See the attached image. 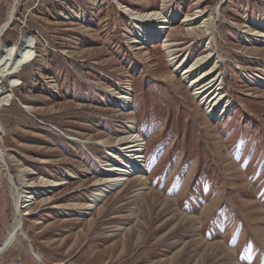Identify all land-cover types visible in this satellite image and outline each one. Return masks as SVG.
Listing matches in <instances>:
<instances>
[{
  "label": "rangeland",
  "instance_id": "374dc122",
  "mask_svg": "<svg viewBox=\"0 0 264 264\" xmlns=\"http://www.w3.org/2000/svg\"><path fill=\"white\" fill-rule=\"evenodd\" d=\"M14 8L0 37V58L15 45L23 62L0 79V247L18 215L28 238L0 264H264V0H0V27ZM152 11L166 29L147 43L135 18ZM198 59L190 76L221 83L223 116L182 74ZM125 90L128 110L112 104ZM137 135L140 172L101 192L112 151Z\"/></svg>",
  "mask_w": 264,
  "mask_h": 264
},
{
  "label": "bare ground",
  "instance_id": "6f19581e",
  "mask_svg": "<svg viewBox=\"0 0 264 264\" xmlns=\"http://www.w3.org/2000/svg\"><path fill=\"white\" fill-rule=\"evenodd\" d=\"M14 14H15V8L11 12L10 18L8 19V21L0 27V31L5 24L9 23L11 19H14ZM176 17H179V14H177ZM162 18H165V19H162ZM166 18L167 16H163V13L158 12V11L146 12V13L136 15V18H135L136 20L145 23V25L143 26L144 29L141 31L142 33L141 35L144 38V42L149 43V42L156 41L158 39L163 38L166 27L162 24L167 22ZM74 20H77L80 22H86L87 18L86 16L80 14V15H75ZM207 29H209L208 26H207ZM5 31L3 33H5ZM2 34H0V37ZM165 47H166V50H168L170 60L174 62V67H176V69L179 68L182 63L178 65V60L176 59L175 53L173 50L168 49L169 46L167 43H165ZM30 50L31 48L29 46H26L24 47V51L23 53L21 52V54L26 56ZM17 54H18V50L16 46L11 45L7 48L5 54L0 58V79L3 76L12 75L19 71L20 66H22L23 62L20 58L16 57ZM202 61H203L202 59H198L194 63L189 64L186 69H184L185 68L184 67L183 68L184 70H182L183 71L182 74L184 78L189 80V84L190 86H192V88L197 87L198 85L197 83L199 81L202 80L203 82L207 79L208 73L206 72H203L200 75H196L193 77L190 76L191 72L195 70L196 67L201 65ZM252 78L254 79L255 77H252ZM260 81H262L264 84V77H262ZM19 83H20L19 80L13 79L11 85H17ZM213 86H216L214 90H213ZM220 86H221V83H218L217 79L214 78V79L209 80V82H207L205 86L201 88L197 87L196 89H194L197 95H200V97L203 96L202 99L200 100L205 106H208L206 109L209 115L213 117L223 116L228 111V108H230V103L226 102L227 99L225 96V92ZM9 96H11V94L1 95L0 101L1 102L7 101V99H9ZM131 98L132 97L130 96L129 91L125 90V92L122 95L115 97V99H113L112 104L117 105L120 108H123L124 110H128L130 102H131ZM142 146H143L142 139L139 138L137 135L131 138L128 146H126L127 149H124L122 152L119 153V151L110 150L113 153L117 154V158L119 160L115 162V165L119 167V171L118 173H116L117 174L116 177L110 180L106 184L107 186L104 189H102L101 192L106 193L107 191H110L116 188L118 185L123 183V180H124L123 178H125V176L128 177L129 175L137 174L138 172H140V167L142 166L141 164L142 162L141 152H143ZM1 157L2 155L0 152V159L2 160ZM99 195L94 196L95 201L99 199L98 198ZM23 199H24V202L26 203L25 205H23L24 203ZM33 201H34V194H27V192L21 193V195L19 196L16 202L17 212L21 215L20 213L21 209L27 207ZM20 222L21 220L18 215L17 223L14 229H12V231L10 232L9 238L6 241H4V244L9 240H13V241L16 240L19 234V231L22 234V229H18ZM1 247L3 246L1 245Z\"/></svg>",
  "mask_w": 264,
  "mask_h": 264
},
{
  "label": "water",
  "instance_id": "95a60500",
  "mask_svg": "<svg viewBox=\"0 0 264 264\" xmlns=\"http://www.w3.org/2000/svg\"><path fill=\"white\" fill-rule=\"evenodd\" d=\"M14 21V19H11V21L9 22V23H7V24H5L3 27H2V29H1V31H0V34H2L5 30H7L10 26H11V24H12V22ZM26 33H30L33 37H34V39L36 38L35 37V35L33 34V33H31V32H26ZM1 155H2V161L4 162V164L7 166V164H6V160H5V158H4V154H3V152L1 151ZM11 178V180H13V178L12 177H10ZM26 203H23V205H25ZM20 220H21V222H20V225H19V227H18V229H22L23 228V220H22V218H20ZM22 235L27 239L28 237L25 235V233L23 232V230H22ZM14 241L13 240H9V241H7L4 245H3V247L0 249V256L12 245V243H13ZM31 246H32V244H31ZM32 248H33V246H32Z\"/></svg>",
  "mask_w": 264,
  "mask_h": 264
}]
</instances>
